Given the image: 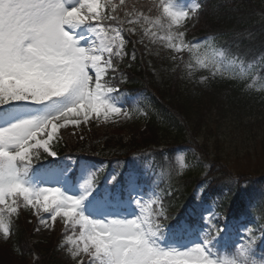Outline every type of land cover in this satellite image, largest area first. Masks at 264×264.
I'll return each mask as SVG.
<instances>
[{
  "label": "snow or ice",
  "instance_id": "1",
  "mask_svg": "<svg viewBox=\"0 0 264 264\" xmlns=\"http://www.w3.org/2000/svg\"><path fill=\"white\" fill-rule=\"evenodd\" d=\"M203 7L200 0L186 6L176 0L139 6L128 0H0L4 239L12 234L13 218L27 209L45 228L61 223L68 230L65 247L73 264H264V253L257 251L264 249V226L250 227L245 220L235 230L239 242L226 245L229 227L213 223L218 215L204 207V199L189 221L173 226L164 223L167 192L162 195L159 184L137 169L101 183L94 165H73L70 157L57 163L61 129L130 116L120 99L125 83L120 65L136 60L135 45L155 37L154 29L166 28L162 39L174 52H199V44L185 41L183 29ZM221 56L212 58L214 68L231 67L227 54ZM240 67L239 76L256 79ZM260 84L264 88V77ZM201 195L206 197L207 189ZM259 197L250 196L248 207L264 214V192ZM189 234L194 238L185 240Z\"/></svg>",
  "mask_w": 264,
  "mask_h": 264
},
{
  "label": "trees",
  "instance_id": "2",
  "mask_svg": "<svg viewBox=\"0 0 264 264\" xmlns=\"http://www.w3.org/2000/svg\"><path fill=\"white\" fill-rule=\"evenodd\" d=\"M143 1L140 4L138 0H128L129 4L137 6L152 2ZM203 5L200 14L183 29L189 42L201 46L198 53L189 54L186 51L183 59L173 60L172 50L162 39L164 36L146 37L143 45H135L136 60L130 66L127 59L121 62L125 74L121 89L147 86L155 94L151 96V102L157 100L159 94L164 102L154 104L161 109L164 121L155 122L154 116H151L141 127L137 122H131L133 120L119 119L98 126V132L93 129L82 138L75 135L64 137L63 143L56 144L57 153L77 152L119 158L149 147L157 153L156 149L160 147L171 150L177 145H189L206 157L212 167L219 169L213 175L219 177L218 181L211 183L214 187L224 177L233 179L218 136L222 128L233 126L243 128L251 136H262L261 155L264 161V88L249 87L245 81L250 79L239 76L236 66L225 67L227 72L219 69L213 76L208 68L196 63L199 55L206 54L211 58L207 45L211 48L214 39L216 44L220 43L227 57H234L236 62L246 63L252 61L255 55H264V0H206ZM199 35H207V38L197 39ZM137 39V36L131 37L133 41ZM185 41L188 42V39ZM132 49L133 44L129 42L127 51L131 53ZM190 64L192 67H189ZM211 67L214 68L213 65ZM111 129H122L127 132L126 138L123 132L109 133L113 132ZM258 171L264 173V167ZM197 179L192 174L177 178L167 201L169 203L173 198L171 214L178 213L179 209L183 210L191 203V190ZM66 243L63 238L53 237L32 244L27 229L14 217L11 236L4 239L0 233V245L6 250L5 255H0V264L23 263L32 253L36 254V258L31 264H73L66 251Z\"/></svg>",
  "mask_w": 264,
  "mask_h": 264
},
{
  "label": "rangeland",
  "instance_id": "3",
  "mask_svg": "<svg viewBox=\"0 0 264 264\" xmlns=\"http://www.w3.org/2000/svg\"><path fill=\"white\" fill-rule=\"evenodd\" d=\"M140 4L143 3V1H139ZM176 2L181 6L190 5L192 3H195L196 0H176ZM201 36V35H199ZM212 47H208L210 51H207L211 58L207 57L206 54L199 55L198 60L201 62H207L209 64L208 70L210 74L214 70L221 69L224 71L225 65L224 64H217L215 68H212V58L217 57L218 59H223L221 56L222 53H225L219 45H211ZM201 53H204L201 52ZM177 57L181 58L180 53L173 52ZM233 63L231 67L236 66L241 71V64L243 65L244 71L252 70L250 65L236 62L234 60V57L230 58L228 57ZM234 64V65H233ZM202 70V69H200ZM201 73V72H200ZM259 76V75H256ZM259 80L261 77L259 76ZM254 81V80H250ZM252 82H250L251 84ZM261 86V84H260ZM123 98V97H122ZM139 96H135V98H132V101L138 100ZM124 108L126 109V103L122 101ZM143 114V111H141ZM121 117V116H120ZM112 119L110 118L108 122H110ZM94 121L87 123V124H81V126L73 128L69 126L66 130L61 129V135L62 139L64 140V137L71 136L72 133L78 134V135H86L88 132H91L94 130H99V128L95 127L93 123ZM107 122L102 117L99 120H96V123H103ZM246 122V121H245ZM134 124V123H133ZM92 129V130H91ZM106 129H110L107 127ZM109 132L111 134H120L122 133V129H111ZM121 131V132H120ZM224 131V133H222ZM117 132V133H116ZM123 137L126 138L127 132H123ZM247 132L243 130V128H235L233 126H230L229 128H222L220 130V133L218 132V136H220V143L223 144L224 147V157L226 158L225 163L231 167V170L236 175H248L249 172L258 173V170H261L262 167H264V161L261 155V142L263 140L262 136H258L257 134L254 136H251L249 134H246ZM65 135V136H64ZM211 150V149H210ZM148 153V152H146ZM148 156V155H147ZM149 159V158H148ZM127 162V161H126ZM174 162L176 165V168L181 173L184 170L189 169L190 171L196 173V172H202L203 174L207 171L208 165L200 159L198 154H195L192 150L189 149H178L175 156H174ZM152 161L149 159L146 164L145 168L148 169L149 166H151ZM79 165L81 166H92L91 163L88 162H81ZM144 165V161H143ZM98 167V166H96ZM258 171V172H257ZM228 172V171H227ZM204 207L213 209V204L211 202L205 203ZM31 215L23 214L25 221L23 222V226L28 231V238L30 240V243H37L39 241L45 240L47 237L60 239L63 237V241H67V237L65 236V233L68 231L64 228V226L61 223H57V225L54 228H45L38 220V218L30 212ZM241 220V219H240ZM240 224L237 225L239 227ZM39 229V230H37ZM59 237V238H57ZM185 240L187 239H193L194 236L191 234L183 236ZM3 245H0V255H5L6 250ZM67 251V250H66ZM27 259L23 261V263L19 264H31L33 260L35 259V253H32L30 255H27ZM10 260V259H9ZM11 261V260H10Z\"/></svg>",
  "mask_w": 264,
  "mask_h": 264
}]
</instances>
